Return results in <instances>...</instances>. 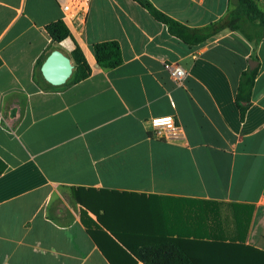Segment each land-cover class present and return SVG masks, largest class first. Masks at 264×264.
Returning a JSON list of instances; mask_svg holds the SVG:
<instances>
[{"label": "crops", "instance_id": "0c3cea01", "mask_svg": "<svg viewBox=\"0 0 264 264\" xmlns=\"http://www.w3.org/2000/svg\"><path fill=\"white\" fill-rule=\"evenodd\" d=\"M149 1L191 28L231 10ZM64 19L58 0H0V264H143L132 250L163 236L196 264H264V40L226 29L190 46L135 0H92L54 44L46 27ZM107 41L122 49L116 69L95 58ZM77 47L90 77L49 84L47 57L74 63ZM166 63L185 69L182 85ZM255 68L243 114L240 81ZM169 115L183 137L152 138L150 119Z\"/></svg>", "mask_w": 264, "mask_h": 264}, {"label": "trees", "instance_id": "16d2710c", "mask_svg": "<svg viewBox=\"0 0 264 264\" xmlns=\"http://www.w3.org/2000/svg\"><path fill=\"white\" fill-rule=\"evenodd\" d=\"M159 22L168 26L169 31L190 46H197L207 42L223 30L230 29L240 31L245 37L255 44L264 40V10L255 0H238L239 5L248 13L254 22V35L233 23L230 14L204 28H191L165 13L158 10L149 0H135ZM256 21V22H255ZM47 32L54 44H59L71 36V30L64 20H59L46 27ZM97 64L104 69H116L123 62V53L119 42L107 41L94 46ZM75 66L72 77L65 84L73 85L79 83L91 75V68L83 53L77 47L72 53ZM258 74V68L243 73L237 94V104L243 114L251 104V96ZM6 164L0 159V176L6 171ZM126 247L128 244L123 243ZM130 248V247H128ZM132 250V249H131ZM137 259L143 264H196L195 259L184 244L174 237L163 236L141 243L138 250H132Z\"/></svg>", "mask_w": 264, "mask_h": 264}, {"label": "built area", "instance_id": "2783aa9c", "mask_svg": "<svg viewBox=\"0 0 264 264\" xmlns=\"http://www.w3.org/2000/svg\"><path fill=\"white\" fill-rule=\"evenodd\" d=\"M68 23L76 14L89 10L92 0H58ZM166 69L171 73L174 82L180 86L186 79V71L179 63H166ZM149 134L152 138L176 141L183 137V129L174 115L155 117L149 121Z\"/></svg>", "mask_w": 264, "mask_h": 264}, {"label": "water", "instance_id": "95a60500", "mask_svg": "<svg viewBox=\"0 0 264 264\" xmlns=\"http://www.w3.org/2000/svg\"><path fill=\"white\" fill-rule=\"evenodd\" d=\"M256 61L250 62V67L254 68ZM72 60L61 50H54L45 60L41 67L44 79L55 87L65 85L74 73Z\"/></svg>", "mask_w": 264, "mask_h": 264}, {"label": "rangeland", "instance_id": "374dc122", "mask_svg": "<svg viewBox=\"0 0 264 264\" xmlns=\"http://www.w3.org/2000/svg\"><path fill=\"white\" fill-rule=\"evenodd\" d=\"M229 14L231 18L233 19L234 24L241 26L242 29L248 31L252 35L255 34L254 24H253L254 22H252L248 13L239 5L238 0H231V10ZM41 64L42 62L40 63L39 68Z\"/></svg>", "mask_w": 264, "mask_h": 264}]
</instances>
